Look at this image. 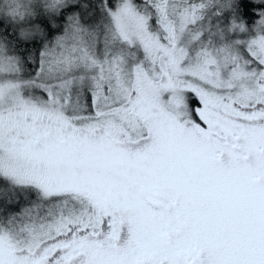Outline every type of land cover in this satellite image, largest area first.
I'll return each mask as SVG.
<instances>
[{"label":"snow or ice","instance_id":"snow-or-ice-1","mask_svg":"<svg viewBox=\"0 0 264 264\" xmlns=\"http://www.w3.org/2000/svg\"><path fill=\"white\" fill-rule=\"evenodd\" d=\"M238 7L0 0V264H264V10Z\"/></svg>","mask_w":264,"mask_h":264},{"label":"trees","instance_id":"trees-1","mask_svg":"<svg viewBox=\"0 0 264 264\" xmlns=\"http://www.w3.org/2000/svg\"><path fill=\"white\" fill-rule=\"evenodd\" d=\"M264 10V3L257 4L255 0H239L237 18L244 20L247 25L254 24L260 17L258 12Z\"/></svg>","mask_w":264,"mask_h":264},{"label":"rangeland","instance_id":"rangeland-1","mask_svg":"<svg viewBox=\"0 0 264 264\" xmlns=\"http://www.w3.org/2000/svg\"><path fill=\"white\" fill-rule=\"evenodd\" d=\"M241 19H238L237 22H239ZM244 21V20H243ZM225 22L230 23L231 22V13L225 14ZM245 22V21H244ZM247 25V24H246ZM254 24L247 25L249 28H251Z\"/></svg>","mask_w":264,"mask_h":264}]
</instances>
